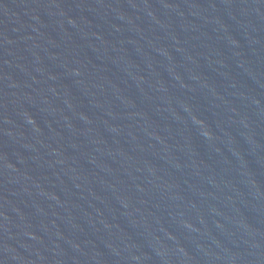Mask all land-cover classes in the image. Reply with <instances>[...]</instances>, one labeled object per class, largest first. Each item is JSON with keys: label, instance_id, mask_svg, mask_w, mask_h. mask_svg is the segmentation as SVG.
I'll return each instance as SVG.
<instances>
[{"label": "water", "instance_id": "obj_1", "mask_svg": "<svg viewBox=\"0 0 264 264\" xmlns=\"http://www.w3.org/2000/svg\"><path fill=\"white\" fill-rule=\"evenodd\" d=\"M0 264H264V0H0Z\"/></svg>", "mask_w": 264, "mask_h": 264}]
</instances>
